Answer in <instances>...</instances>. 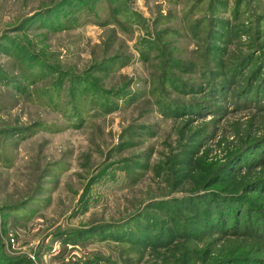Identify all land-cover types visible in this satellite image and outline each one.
<instances>
[{
    "label": "rangeland",
    "instance_id": "374dc122",
    "mask_svg": "<svg viewBox=\"0 0 264 264\" xmlns=\"http://www.w3.org/2000/svg\"><path fill=\"white\" fill-rule=\"evenodd\" d=\"M0 264H264V0H0Z\"/></svg>",
    "mask_w": 264,
    "mask_h": 264
},
{
    "label": "trees",
    "instance_id": "16d2710c",
    "mask_svg": "<svg viewBox=\"0 0 264 264\" xmlns=\"http://www.w3.org/2000/svg\"><path fill=\"white\" fill-rule=\"evenodd\" d=\"M145 58H148V56H145ZM145 58H144V59H145ZM57 80H59V84H61V76H60ZM59 84H57V85L60 86ZM92 91H93L92 94L94 95V97L97 96V95H98L99 97H101V96L106 97V94H110V93H112V92H110V91H109L108 93H107V92L105 93L103 90H99V89H96V88H94ZM92 91H91V92H92ZM87 93H90V92L88 91ZM87 93H86V94H87ZM101 94H102V95H101ZM43 98H44L45 100H46V98L48 99V95L45 94V95L43 96ZM92 102H93V101H92ZM94 103H95V102H94ZM52 131H54V130H52Z\"/></svg>",
    "mask_w": 264,
    "mask_h": 264
}]
</instances>
